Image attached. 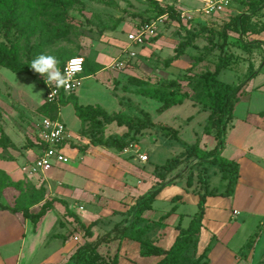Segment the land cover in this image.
<instances>
[{"label":"rangeland","instance_id":"rangeland-1","mask_svg":"<svg viewBox=\"0 0 264 264\" xmlns=\"http://www.w3.org/2000/svg\"><path fill=\"white\" fill-rule=\"evenodd\" d=\"M68 1L71 4L67 5L63 14L61 10L52 8L50 1V6L49 3L46 5L48 0H24L25 4L17 20V26L12 27L7 33L2 27V23L7 17L10 3L9 0H0V46H16L20 61L25 63H32L41 55L54 57L57 62L56 67L71 57H82L89 60L90 66H94L97 61L100 62L103 66L100 72L91 77L84 72L86 78L79 91L81 100L85 102L82 105L99 104L110 113L124 112L135 118H144V112H148L158 129L148 128L133 140L141 148V152L148 155L147 162L142 163L137 160L138 157L133 149L122 153L123 151L112 148L110 151L115 154L116 158L108 160L112 164L111 166L103 164L104 166L97 167L100 175L95 177V180L91 173L87 177L89 181L87 180L86 183L84 176L77 177L78 180L58 179L54 181L51 177L48 180L40 178L24 171V167L29 168L34 162L35 150L29 141L34 142L38 130L40 114L37 108L44 102L46 94L44 78L38 73L35 75L14 73L10 69L0 66V134L3 132L6 139L9 142L12 141L14 148L19 151L18 154L26 159L19 162L20 168L21 163L25 161L26 165L22 166L21 175L18 178L20 185L25 188L17 192L15 186L10 185L13 195L11 199L14 201L16 197L17 201L21 200L19 203H22V195L29 192L28 199L30 198L31 201H38L41 196L45 200L48 198L47 190L51 191L53 183L56 188H60L61 182L66 184L71 181L81 184V191L70 195L69 203L79 214L89 218L95 214L99 215L100 212L107 209L115 210L116 213L122 209L129 210V206L135 201L138 194L142 193V190L145 191L143 193L147 192L143 188H146L145 185L148 183H156V186L175 183L176 187L171 192L178 188L182 189L184 184L188 186L187 179L190 174L194 177V187L196 188H199L202 177L207 174L209 189L225 191L229 175L222 172L218 164L210 163L212 155L208 153V150L209 147L211 148L217 143V140L214 135L207 133V128L211 129L208 123L211 110L205 102L199 99L202 91L193 93L192 97L186 99L184 103L168 109H163L161 102L140 94L138 91L141 88L156 86L162 78L166 80L175 78L183 88L191 91L195 86L194 82L184 78L191 77L197 80L206 70L215 71L223 58L226 59L228 67L226 65L221 70L219 79L232 86L247 82V78L253 72V67L248 69V62L255 57V49L258 50L263 60V47L253 49L254 46H251L249 50L245 49L244 41L253 40L254 35L248 34L241 38L232 31L227 33V51L222 53L220 46L224 41L225 24L242 13L250 12V0H235L228 8L210 13L205 10L206 0H197L195 3H189L187 0H157L161 6H174L179 12L180 20H174L168 15L163 16V19L158 21L152 36L138 44L129 40V34L136 32L137 28L148 23L146 22L148 18H151V21H156L160 17L154 18L157 10L151 0ZM252 22L258 25L264 22V11H258L252 18ZM203 28H207V31H201L194 43L187 48L186 53L179 60L173 62L169 70L160 66L163 64V60L175 54V48L184 40L181 33L188 30L200 31ZM130 51H134L135 56L131 57ZM119 58L126 61L124 68H119L114 64L115 60ZM199 58H201L200 61H198ZM261 80V76L257 77L250 87L256 85L255 83L258 84ZM72 102L71 100L69 105L63 104L60 107L61 116L68 125L69 135L75 136L78 134L79 120L73 111ZM238 105L233 125L228 124L225 132V138L227 141L230 138L231 141L229 149L224 153L226 158L240 155L239 147H246V142L250 144L258 141L255 137L258 132L249 133L246 125L253 126L258 120L257 115L250 114L249 110L251 112L264 110V94L254 90L250 98L241 100ZM246 118L248 119L246 120ZM127 130L116 123L106 124L102 129H94L87 122L80 129L78 136L71 139V143L82 150L84 141L91 140L93 136L107 138L113 135L119 138ZM255 142L253 151L256 150L264 155V144L260 141L257 148ZM194 143L199 147L197 152L193 151L194 154L184 159L172 172L165 176L159 174L163 164L170 158L178 156L188 145ZM7 152L5 156L11 154L10 151ZM69 155L75 156L76 154L70 151ZM107 156L109 157V153ZM82 158L84 159L83 156ZM112 166L122 171V178L115 179L113 177L111 180L108 177V174L112 176V172L115 171ZM248 174H250L249 171ZM76 175L78 174L76 173ZM154 177L160 178V180L153 179ZM171 188L168 187L165 192ZM248 189L247 186L242 188L243 195L247 194V204L255 209L254 212L257 211L256 214L261 218L264 217V198L262 195H254L251 188ZM202 190H206V188ZM19 194L21 199L18 197ZM240 196L239 192L238 200ZM165 204L166 208L170 210L171 206L165 201H160L155 206L158 209ZM157 209L151 211L154 216L159 215ZM63 212L64 207L59 205L55 213L56 223L57 221L65 223L68 220H63L65 218ZM147 214V212L144 213L149 217ZM245 215L247 216L248 212H243L239 218L242 219ZM259 216H255L252 218V222H249L246 228L248 232L253 231L259 222L257 221ZM119 218L118 221H120ZM130 218V214H127L119 224L125 225V222ZM154 223L150 218L141 223V227H145L147 224L151 225L145 238L161 245L172 244L178 232L176 225ZM188 223L189 219L186 218L183 225L187 226ZM65 226H68L69 230L72 229L70 224ZM55 229L52 224L48 232H54ZM202 235L206 236L207 241L210 238L206 231ZM202 235L198 237L197 245L194 242L190 244L186 253L187 262L184 264L201 256L202 249L198 244L203 239ZM49 236L52 238L51 234ZM261 237L264 238V221H261L245 246L246 249L243 252L245 263L264 264V247L259 250L256 248L257 244L261 243ZM76 240L77 248L85 244L81 235L76 236ZM90 240L92 241L94 238ZM29 245L28 243L25 249L26 254L29 252ZM59 247H62L61 244L55 240L48 247H43V250L38 252L39 254L33 258L32 262H28L25 257L21 264L27 262L28 264H39L45 257V252L49 254L52 251L54 252L52 257L60 260L65 255L60 254L61 248L59 249ZM8 248L9 246L5 247V251ZM19 248L20 243L15 242L11 244V249L4 252L6 264L21 262L17 258ZM137 248V245L127 238L123 243L121 255L134 259ZM62 253L66 254L67 251ZM161 258L155 260L160 261ZM124 261L128 262L122 259V262ZM128 263L124 262L123 264Z\"/></svg>","mask_w":264,"mask_h":264},{"label":"crops","instance_id":"crops-1","mask_svg":"<svg viewBox=\"0 0 264 264\" xmlns=\"http://www.w3.org/2000/svg\"><path fill=\"white\" fill-rule=\"evenodd\" d=\"M195 1L197 0H187V2L189 3H195ZM234 1L235 0H232V2ZM236 1H241V0H236ZM253 35H254L253 40H260L261 42L259 45L254 46L253 49L257 47L259 48L263 47L264 49V31H262L259 34H253ZM250 47H248V50L250 49ZM254 55L255 57L251 58V60L248 62V69L250 67H253V71H255L256 74L252 79L246 82V85H244L242 89L243 94L241 95V99L235 105L233 119H235V117L237 116L236 114L237 107L239 106L238 104L241 102V100L250 98L251 95L254 93V90L255 91L257 90V93L264 94V58L262 60V56L259 55V52L257 49L254 50ZM98 63L101 64L100 62ZM100 70L97 71L96 73L100 72ZM89 76L91 77L92 75H89ZM259 76L262 77V80L258 84L255 83L256 85H253L252 87H250L253 81L256 80L257 77ZM85 78L86 76L84 75V79ZM80 89L77 92H75V96L78 98L79 103L81 102L80 104H82L85 102L81 100V96L79 95ZM68 96L69 95H66L65 97H68ZM44 101H46V94L44 96ZM69 104L70 103L66 105H69ZM73 111L76 114L75 109H73ZM249 113L250 114L254 113L255 115H257L256 118L258 120L255 122V125L253 124V126L251 125H246V126H247L249 133L258 132L257 135L255 136L257 137L258 141L257 142L254 141L255 146L258 148V146L260 145L259 143L260 141L264 144V131H263L264 130V110L252 111V112L249 110ZM59 114H60V119L66 123V121L61 116V107H60ZM42 119L43 118L40 119L39 123L42 121ZM247 119L248 118H246V120ZM78 120H79V127L77 129V133L79 134V131L82 128V121L79 119V117H78ZM121 127H124V126H121ZM67 128H68V125H67ZM68 132H69V129H68ZM78 134H76L75 136H70L71 138L69 137L67 144L64 147V151L69 159L67 162L58 163L50 171L38 172V173H35L34 175H37L38 177L46 179V180H48V178L51 177L53 178L54 181L58 179H69V180L77 179L78 180V178H80L81 176H84L83 177L85 178L84 182L86 183L88 180L87 177L90 176V173L92 175L93 180L96 179L95 177L100 175V173L97 171L98 166H104L103 164H108L110 166L112 165L110 162H108V160H114L116 158V156H114L115 154H113V152L110 151L112 148L105 147L102 145H95L93 143H90V140H86L84 141L85 144L81 150V148L79 149V147L73 146V144L71 143V139H73V137L75 139L78 136ZM30 142H33V141H29V143ZM254 142L250 144L246 142V147H243V146L239 147V150H241L240 155H235L233 156V158H230V157L226 158L224 156V153L227 151V149H229V146L231 145L230 138L228 139V141L226 138L225 147L222 151V157L226 160L237 162L238 182L235 186L234 193L231 196H223L221 194L224 191L220 192L214 188V190L217 191L216 193L217 195L215 194V195H210L207 197L204 219L202 221L203 225L201 227V232H200L199 237L202 235L204 231H206V233L210 235V238L207 241L206 236L202 235L203 239H201V242H199L198 244V246L202 249L201 255L205 251V249L208 246H210V250L208 251V255L206 259V262H207L206 264H247L245 263V260L243 259V255H244L243 252L246 249L245 246L249 242V238L256 232V228L261 223V221H264V217L261 218V216L256 214L257 211L254 212L255 209L251 208V206L247 204V201H246L247 194L244 193L243 195L242 193L243 186L244 187L247 186V188L249 189L251 188V192H253L254 195H262V198H264V155H262L260 150H259L260 153H258L256 150L253 151ZM33 143H34V150H35V155H34L35 157L33 158V160L35 161L36 157L41 153V146L39 145L37 134L34 138ZM216 144L217 143H215L214 146H212L211 148L209 147V150L213 149L216 146ZM14 147L15 146L12 143V141H11V147H7V148L0 147V171L4 173L3 175H0V180L3 177L2 187L0 186V202L8 206L28 207L30 212L38 213L44 202L51 200L53 198L62 199L69 204L70 209L73 212L77 213L78 216L82 219V221L86 225H88L89 223L95 220H99L98 224L93 227V230L95 231V235L109 232L110 230L115 228L116 225H120L119 222H121L124 216H126L127 214H130L128 212L131 210L132 206L135 205L137 199L140 196L146 194L149 189L151 190L153 189L154 186L157 185L156 183L146 184L145 185L146 188H143V189H146L147 192L143 193L145 191L142 190V193L140 192L137 198L135 199V201L129 206V210L122 209V210H118L117 211L118 213H116L115 210L107 209V210H103L102 212H100L99 215L95 214L89 218H86V216L79 214L76 210H74L71 207L69 203L68 197L70 195H73V193H75L76 191L77 193L81 191L80 190L81 184L73 183L71 181L66 182V184H64V182H61L60 188L58 187L56 188V185H54L53 183L51 191L47 190L48 198L45 200L41 196V198L38 201H31L30 198L28 199L29 192H26L25 194L22 195V203H19V201L21 200L17 201L16 197L14 201L11 199L13 195L11 193L10 185L15 186L14 188L17 190V192L21 191L20 189L25 188L20 185V180L18 178L21 175L22 166L24 167L26 165L25 164L26 161H25L24 163H21V168H20L19 162L21 160H26V159L22 155L18 154L19 151H17ZM7 151H10L11 154H7V156H5V153H8ZM70 151L73 154H76L75 155L76 157L70 156L69 155ZM122 151H123L122 153L127 152L125 150H122ZM107 153H109V157L107 156ZM82 156L84 157V159L82 158ZM137 160H140V159L137 158ZM112 168H115V167L112 166ZM114 170L115 171L112 172V176H109L108 174V177L111 180L113 177H115V179H118L119 177L122 178V175H121L122 171H120L118 168H115ZM24 171L26 170L24 169ZM248 171L250 172V174H248ZM76 173L78 175H76ZM153 179L160 180V178H157V177H154ZM63 181H67V180H63ZM208 186H209V182H208ZM168 187L171 188V190H168V192H165ZM175 187H176L175 183L166 184L159 191L155 200L153 201L152 209L145 211L148 213L147 215H149V217L144 215L145 212L142 214V217L144 219L150 218L152 222H158V223H163V224L167 223L170 225L174 224L176 225V228L178 224H181L180 226L182 227H188L192 219L194 218L195 214L199 211V204H198L199 194L197 192L201 191L202 188H201V185L199 186V188H196L194 187V184L192 187H188L187 185L184 184L182 189L178 188V190L171 192L172 189ZM208 190L211 191L213 189L208 188ZM239 192L241 193V196L238 200L237 197L239 195ZM178 196H180V198L178 200H175L174 198ZM18 197H20V194ZM160 201H165V203L167 202V204L171 206L170 210L166 208L167 206L166 204L157 209L155 205L159 203ZM59 205L64 207L63 215L65 218L63 220L68 219L66 220L65 223L63 221H60V222L57 221L56 223L55 213L57 212V208ZM173 208H174V211L170 213ZM156 209L159 210V213H158L159 215L154 216L151 211L156 210ZM66 212L67 211H66L65 204L57 201L56 203L53 204L52 208L49 209L48 212L37 223H34L30 218H26L22 211L12 212L8 209H5V210L0 209V264H6L4 252H7L9 249H11L12 243H15V242L20 243L19 254L17 258H18V261L21 260V262L17 264H21L22 261L25 259V257L28 262H32L33 258H35V256L39 254L38 252L43 250V247L45 248L48 247L55 240L61 244L62 247H59V249L61 248L59 252L61 255L63 256L65 255L64 258L58 260L52 257L54 253L53 251L49 254L45 252V255H44L45 257L42 258L39 264H77L75 256L77 254L78 249L81 246L77 248L78 245H77L76 236L81 235L85 244L90 242L91 241L90 239H93V238L86 236L85 232L82 231V229H80L79 227H77L76 222L74 221L73 217H70L69 215H67ZM243 212H248V215L247 216L245 215V217L241 219L239 218V216L243 214ZM255 216H259L261 219L260 218L257 219V221L259 222L255 225L253 231L248 232L246 230L247 225H249V222H252V218H254ZM130 217H131V214H130ZM118 218L120 221L117 220ZM186 218L189 219V223L187 226H184L183 222ZM51 220H52V223H50ZM127 222L129 223V220ZM127 222H125L126 223L125 225L128 224ZM66 223L72 226L71 230L67 228L68 226H65L67 225ZM52 224H53V227L56 229L54 230V232H48V229L49 227H51ZM49 234L52 235V238L50 236L48 237ZM85 238L87 239L86 242H85ZM127 238L128 237H123L120 240L113 242L112 248L114 250H116L117 246L119 245L117 264H121V263L123 264L124 262L125 263L129 262L128 264H157L159 262L155 259L160 258L162 256H141L140 254V251L142 249L141 243L138 240H133L131 238L129 239L133 243H135L138 247L136 249V254H134V259H129L121 255L123 243H125V239ZM175 239L173 243L170 245H161L157 242H153V243L160 247L169 248L174 244ZM260 239H261V243L257 244L256 246L258 250L259 248L261 249L262 247H264V242H262L264 238L261 237ZM28 243L30 244L29 245L30 249H29V252L26 254L25 249ZM7 246H9V248L5 251L4 248ZM65 250L67 251V253L66 254L62 253ZM98 250L102 255H104L103 259L106 262L104 264L111 263V260L114 256L113 251L112 253L108 254L107 253L108 248L105 245L99 246ZM122 259H125L128 262L126 261L122 262ZM28 262L26 264H28Z\"/></svg>","mask_w":264,"mask_h":264},{"label":"trees","instance_id":"trees-1","mask_svg":"<svg viewBox=\"0 0 264 264\" xmlns=\"http://www.w3.org/2000/svg\"><path fill=\"white\" fill-rule=\"evenodd\" d=\"M49 1L52 5V8L61 10L63 14L66 11L67 5L71 4L68 0H48L46 5L49 3ZM151 1L154 5V8L157 10V14L154 18L168 15L174 20H180L179 12L174 6H161L157 0ZM9 3L7 17L2 23V27L7 33L12 27L17 26V20L20 17L23 11V5L25 4L24 0H9ZM249 7L251 9L250 12L242 13L235 18H232L229 23L225 24L223 29L225 31L223 36L224 41L220 46L222 53L227 51L228 32H235L241 38H243L248 34H259L264 31V22H262L260 25L254 24L252 22V18L256 16L258 11L264 10V0H250ZM150 21L151 18L146 20V22ZM201 31H207V28H203V30L200 31L188 30L185 33H181V36L184 38V40H182L175 48V54L163 60V64L160 66H162L163 69L169 70L172 63L180 59L186 53L187 48L194 43ZM260 43V40L244 41V47L245 49H248V47L256 46ZM200 60L201 58H199L198 61ZM65 62H61L57 68L63 67ZM226 65L228 67L226 59L223 58V60L218 63L215 71L206 70L205 72L201 73L197 80H194L191 77L184 78L187 81L191 80L194 82L195 86L193 89H191V91L183 88L175 78L171 80L162 78L159 80V83L156 86H152L150 88H141L138 92L161 102L163 109H168L172 106L184 103L186 99L192 97L193 93H199L202 91V95L199 99L200 101L205 102L211 110L208 117V123L211 126V129L207 128V133L214 135L217 140L216 146L208 151V153L212 155L210 163L218 164L220 170L229 175L227 189L221 195L231 196L233 195L235 186L238 182V164L235 161L224 159L222 157V151L226 142V129L228 128V124L231 123L232 126L235 105L241 99V95L243 94L242 89L244 85H246V82L238 86H232L220 80L218 77L219 73L226 67ZM0 66L8 68L14 73H27L30 75L36 74V72L31 68V63L20 61L18 48L14 45L0 46ZM102 68L103 66L98 62H95L94 66H90V61L85 59V73H87V75H93ZM255 74V71L251 72L246 81L252 79ZM45 80L46 79H44V87ZM71 100L73 101L72 103L74 105L76 115L82 121L83 127L87 122H89L90 127L94 129H102L106 124L108 125L112 123H116L118 126L127 127L128 130L119 138L113 135H110L107 138H98L97 136H93L90 140V143L95 145L116 148L122 151L125 149L128 143L135 140V137L143 133L146 129H158L148 112H144V118H135L124 112L110 113L99 104L85 106L80 104L78 102V98L75 96V93L70 94L68 97L62 95L59 102H49L47 100L44 101L37 108V111L40 114V119L44 117L54 120L60 119V105H66L70 103ZM30 145L34 146V143L30 142ZM0 147H11V142L7 141L6 135L3 132L0 134ZM198 148L199 147L196 143L188 145L178 154V156L170 158L165 164H163L159 174H162L161 176H165L167 173L173 171L179 164L183 162L184 159L193 155V151L197 152ZM3 174L4 173L0 171V175ZM2 179L3 177L0 180L1 187ZM208 182V176L205 174V176L202 177L201 188H206V190L201 189V191L197 192L199 194V211L195 214L188 227H182L180 226L181 224L177 225L179 232L176 236L174 244L169 248L157 246L152 241H149L147 238H145L146 233L151 229L150 224H147L145 227H141V223L145 221V219L142 217V214L145 211L152 209L153 201L155 200L159 191L166 184L154 186L153 189L137 199L135 205H133L131 210L128 212L131 214V218L127 225H116V227L109 232L98 235H95L93 227L98 224L99 220H95L86 225L78 216V214L70 209L69 204L59 198H53L44 202L38 213L30 212L28 207L8 206L1 202L0 209H8L12 212L22 211L26 218H30L34 223H37L48 212V210L52 208L54 203L58 201L65 204L67 215L73 217L77 227L82 229L86 236L91 238L95 237L93 241L86 243L78 249L75 256L77 264L106 263L103 259L104 255H102L98 250L99 246L101 245H105L108 248V254L112 253L113 251L114 256L111 260V263L109 264H117L119 245L117 246V249L114 250L112 248L113 242L118 241L123 237L138 240L141 243V256H162V259L157 264H184L187 262L186 253L190 248V244L194 242L195 245H197L198 243V237L203 225L202 221L204 219L207 197L217 193V191L214 189L211 191L208 190ZM187 183L188 187L193 186L194 177L192 174L188 176ZM179 198L180 196L174 199L178 200ZM172 211H174V208L170 213H172ZM156 223L158 222H155L154 224ZM209 250L210 246L205 249L200 257L188 262L187 264H206Z\"/></svg>","mask_w":264,"mask_h":264},{"label":"built area","instance_id":"built-area-1","mask_svg":"<svg viewBox=\"0 0 264 264\" xmlns=\"http://www.w3.org/2000/svg\"><path fill=\"white\" fill-rule=\"evenodd\" d=\"M232 0H206L205 10L207 12H214L226 9L230 5ZM163 16H160L158 20L151 21L141 25L137 28L136 32L130 33L128 38L134 43H142L144 39L149 38L155 32L158 21L162 20ZM134 51H130V56H135ZM114 64L119 68H124L126 61L119 58L115 60ZM59 72L63 76V86L54 87V85L45 80L46 88V100L49 102H59L62 95H70L77 92L84 79L85 72V59L82 57H71L66 60L63 67L58 68ZM37 137L39 145L41 146V153L36 157L32 166L24 169L30 174L38 172H48L56 164L67 162L68 156L64 151V147L70 137L67 125L61 119H51L44 117L38 125ZM133 149L142 162L148 161V155L141 152V148L138 147L134 141H131L126 147L125 151Z\"/></svg>","mask_w":264,"mask_h":264},{"label":"clouds","instance_id":"clouds-1","mask_svg":"<svg viewBox=\"0 0 264 264\" xmlns=\"http://www.w3.org/2000/svg\"><path fill=\"white\" fill-rule=\"evenodd\" d=\"M56 64L54 57L41 55L32 61L31 68L58 88L63 86V76Z\"/></svg>","mask_w":264,"mask_h":264}]
</instances>
